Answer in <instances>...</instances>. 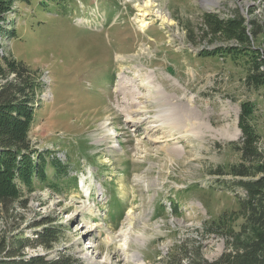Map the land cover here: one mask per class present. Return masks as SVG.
<instances>
[{
    "label": "rangeland",
    "instance_id": "374dc122",
    "mask_svg": "<svg viewBox=\"0 0 264 264\" xmlns=\"http://www.w3.org/2000/svg\"><path fill=\"white\" fill-rule=\"evenodd\" d=\"M147 1L15 0L3 13L15 30L3 39L0 64H24L41 81L32 143L70 165L69 186L27 194L16 220L0 223L9 239L34 240L33 226L50 214L63 226L56 248L28 247L23 256L65 252L81 264H138L131 256L139 253L143 264H193L197 249L218 260L241 232L249 199L241 182L262 175L233 172H257L237 150L245 103L264 158V63L263 76L254 72L263 37L254 38L250 25L263 17L264 0H151L143 19ZM232 20L243 22L248 38L231 40ZM220 47L236 50L200 55ZM148 70L171 95L163 106L181 107L185 119L176 136L159 129L156 143L146 124L133 127L120 109L119 74L139 92L134 77L146 80ZM150 105L159 106L145 102L147 117Z\"/></svg>",
    "mask_w": 264,
    "mask_h": 264
},
{
    "label": "trees",
    "instance_id": "16d2710c",
    "mask_svg": "<svg viewBox=\"0 0 264 264\" xmlns=\"http://www.w3.org/2000/svg\"><path fill=\"white\" fill-rule=\"evenodd\" d=\"M14 1L0 0V50L3 39H8V33L14 34L12 24H5L1 20L4 18L7 23L8 18L4 14L7 9H12ZM262 13V18L253 17L250 20L252 36L263 37L260 50L263 58L258 59L254 70L259 74L262 73L261 67L264 63V10ZM232 21L228 22V27L230 31L234 28L236 30L233 35L230 34L231 40L240 42L242 37L248 38L246 29L242 26L243 22ZM234 50L236 49L220 47L200 55L219 53L220 57H224V53ZM0 77V223L8 224L19 216L15 210L17 205L22 209L27 208L28 199H24L27 194L37 190H48L52 194L61 192L62 181H67L66 185L69 186L70 165L48 150L39 151L32 143L30 132L35 119L34 104L38 103L37 91L42 87L37 73L24 64L10 60L6 67L0 64ZM256 80L258 81L257 75L252 81ZM242 107L238 127L244 138L243 145L237 146V150L244 162L257 164V172L248 171L244 166L235 168L233 172L243 178L262 175L258 180L241 182L248 191L249 199L242 203V210L247 216L241 232H234L235 238L229 242V248L216 261L205 260L197 249L194 251L196 258L193 264H264V166L259 164L264 158L257 147V135L248 121L251 115L249 103ZM172 212L178 213L176 205L172 206ZM33 227L36 229L34 240L24 238L23 235L9 239L7 230L10 229L1 231L0 264H81L74 256L65 252H59L52 259H47L46 255L31 258L23 256L22 253L28 247L41 248L48 252L61 241L63 226H57L53 214L44 216Z\"/></svg>",
    "mask_w": 264,
    "mask_h": 264
},
{
    "label": "bare ground",
    "instance_id": "6f19581e",
    "mask_svg": "<svg viewBox=\"0 0 264 264\" xmlns=\"http://www.w3.org/2000/svg\"><path fill=\"white\" fill-rule=\"evenodd\" d=\"M145 3L146 4L140 8V12H138L137 15L139 17H143V19L145 18V16H148V14L150 13L146 9L152 7V4H150L152 3L151 0ZM137 6H141V5H137ZM154 15L158 17L160 16L161 18L166 16V14H163L159 10H156L154 12ZM167 18H165L164 20L167 21ZM145 26H147V24L141 26V28H144ZM145 77L146 80L143 77H141V75L139 74L138 75L136 74L134 77V80L139 82V85L141 86L140 91L145 90V92L141 91L142 92L141 93L140 91L139 92L136 90L132 91V89H129V87L132 86V84H130V80H128L129 77L126 75L125 72H121L119 74L118 76L119 91H121V93L123 94V99H122L123 106L120 109L123 112V114L127 117L128 123L132 124L133 127L139 129L142 128L144 124H146V129L149 134L148 135L149 139H153L154 143H156L159 141V139L162 138L161 136H158L156 134V132L159 129L165 130V133L168 135L176 136L175 133H177L178 128H181L183 126L185 119L181 107L176 105L167 106V107L163 106L164 102H169L167 100L168 98H171V95L168 96V93L165 92L162 89V87L155 82L156 76L154 75L153 71L148 70L146 72ZM153 101L156 104H159V106L150 105L149 107L151 108L147 109L146 111V113L150 114V116L147 117L145 115V112L143 111V105L145 102L150 104V102ZM152 113H154V116H151ZM102 126L104 129H106L108 123L106 122L102 124ZM131 258L134 261H138L139 262L138 264H143L141 263V255H139V253H133Z\"/></svg>",
    "mask_w": 264,
    "mask_h": 264
},
{
    "label": "built area",
    "instance_id": "2783aa9c",
    "mask_svg": "<svg viewBox=\"0 0 264 264\" xmlns=\"http://www.w3.org/2000/svg\"><path fill=\"white\" fill-rule=\"evenodd\" d=\"M259 1V0H258Z\"/></svg>",
    "mask_w": 264,
    "mask_h": 264
}]
</instances>
